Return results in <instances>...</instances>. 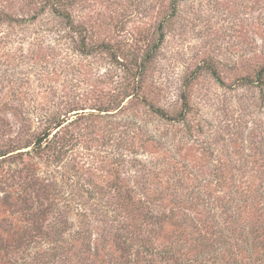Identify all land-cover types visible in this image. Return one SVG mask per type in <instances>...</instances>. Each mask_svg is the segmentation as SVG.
Segmentation results:
<instances>
[{"label":"rangeland","instance_id":"obj_1","mask_svg":"<svg viewBox=\"0 0 264 264\" xmlns=\"http://www.w3.org/2000/svg\"><path fill=\"white\" fill-rule=\"evenodd\" d=\"M174 7L0 0V264H132L119 215L180 261L264 264V198L245 192L264 193V86L247 84L264 67V0ZM65 117L59 146L31 152Z\"/></svg>","mask_w":264,"mask_h":264},{"label":"trees","instance_id":"obj_2","mask_svg":"<svg viewBox=\"0 0 264 264\" xmlns=\"http://www.w3.org/2000/svg\"><path fill=\"white\" fill-rule=\"evenodd\" d=\"M176 1L177 0H173V8H172V12L171 14L175 13V4H176ZM57 13L59 14V16H61L62 18H65L67 21L69 20V17L68 15H63L61 13H59L57 11ZM163 38V35L161 34V38L160 40L158 41V45L162 42ZM158 48V46L156 47ZM156 50V49H154ZM147 56H149V54H147ZM143 69V68H142ZM144 70V69H143ZM211 70V74L213 75V78L215 79V81L217 83H219L220 85L224 86V82L221 80V78L219 77V75L213 70V69H209ZM247 84H250V85H256L258 87H263L264 86V67H262L256 74V77L255 79H251V80H247ZM132 95L134 94H128V97H132ZM186 97V95H183V97ZM185 97L183 99H185ZM124 108L123 107H117L116 109H113V110H108V109H97L95 110V112H90V114H96V113H99V115L101 116H104V115H117L118 113H120V111H122ZM158 112L160 111L159 109H156L155 112ZM161 112V111H160ZM188 112V103L186 101H184L182 103V106H181V112L179 113V115L177 116V118L180 120V119H183L185 116H186V113ZM79 113H77L76 115L78 117H84L86 116V113H82L80 115H78ZM162 114L164 115V113L162 112ZM172 120V119H171ZM174 120V119H173ZM68 120L66 119V117L61 121H58L54 127V129H59L57 130L53 135L52 137L50 138L52 132L51 130L44 133L43 135H41L40 137H38L36 139V141L33 143V145L31 146V152H33L35 155H43L46 151H49L48 149H46L48 146H51V148H53V145L54 147L56 148V145L59 146L58 144H60V142L58 143V141H60V139H62L63 141V137H65L64 132L67 130V127L70 126V124H72V122H69L66 124ZM65 124V125H64ZM64 125V126H63ZM91 135V133L88 134V136ZM61 151H62V147L60 148ZM55 151V150H54ZM28 152V151H27ZM58 152V151H57ZM63 155V153H61L60 151L58 152V155ZM9 154H2L0 155V161L4 160V159H7L9 158ZM60 157V156H59ZM61 158V157H60ZM260 179H262V183L264 181V176H262ZM217 182L219 183V185H223V186H230L231 185V180L228 179L227 177H220V178H217ZM113 186V187H112ZM112 188H114V190L117 188L115 187L113 184H112ZM261 187V185H256V186H253L245 191L249 196H253L255 198H261L263 197L264 198V193H260L259 192V188ZM244 192V193H245ZM245 193V194H246ZM206 197V196H203L201 193H200V197ZM194 197H196L197 199V193H195L194 195H192V199L194 200ZM207 198V197H206ZM205 198V199H206ZM129 201H131V199L129 198ZM201 201V199H199V201H197L198 203ZM264 201V200H263ZM161 201H158V204L160 203ZM202 202H205V200L203 199ZM201 202V203H202ZM193 203V202H192ZM208 204V203H207ZM206 204V207L208 206ZM211 204V203H209ZM142 207V208H141ZM248 206H245V208H247ZM139 210H144V209H149V207L147 206V204L145 203H142V206H140L138 208ZM3 211V209H2ZM145 211V210H144ZM74 212V211H73ZM84 212V213H83ZM75 213H77L78 215H80L83 220H87L88 219V214L86 211H82L80 212L78 209L75 210ZM121 215H119L120 217ZM119 217L118 216H114L113 217V221L116 222L117 224V228H118V224L120 225V230H125V233L124 235L122 236L123 237V240L125 239V244H128L129 246H127V254L130 256V258L132 260H134V262H132V264H156L158 263L159 261L160 262H163L165 264H187V263H192V264H205L207 260H205L204 258L205 257H202V259L200 260H187V261H180L179 258L177 257V254L175 251L171 250L170 251V247H167L166 245H161L162 243H159V248L158 247H154V246H151L149 244V242H146V243H140V245L138 244V239L136 240L135 238V235L134 233L130 232L129 229H127V225H123L124 223V220H119ZM121 218V217H120ZM254 218H255V221H256V224L257 226L258 225H264V220H263V214L259 211H257L254 215ZM119 220V221H118ZM178 219H175L174 222L178 221ZM180 221V220H179ZM61 224H63V221L60 222ZM192 228L193 225L192 223L189 224ZM259 227V226H258ZM196 228V227H195ZM197 229V228H196ZM257 230V229H256ZM187 231V227H184V230L182 232H185L186 233ZM252 233V232H251ZM127 234V235H126ZM197 234H198V231H197ZM13 235V234H12ZM264 235V234H263ZM198 238V237H197ZM251 238L256 240L258 237H255L253 238L252 235H251ZM200 239V241L202 242H206V239L205 237L203 238H198ZM130 242V244H129ZM117 245H119L118 243H116ZM148 244V245H147ZM255 252H257V249H258V246L255 244ZM175 247V246H174ZM198 247H199V250L200 248L202 247L201 246V243L198 244ZM260 248V247H259ZM203 256V255H202ZM133 257V258H132ZM146 257H148L149 259H147Z\"/></svg>","mask_w":264,"mask_h":264}]
</instances>
